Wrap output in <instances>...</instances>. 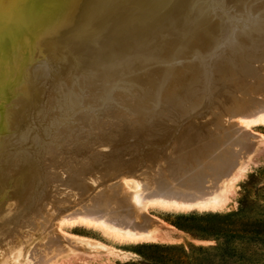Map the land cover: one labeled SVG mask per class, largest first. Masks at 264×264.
Returning <instances> with one entry per match:
<instances>
[{"label":"rangeland","instance_id":"374dc122","mask_svg":"<svg viewBox=\"0 0 264 264\" xmlns=\"http://www.w3.org/2000/svg\"><path fill=\"white\" fill-rule=\"evenodd\" d=\"M128 1L0 13V264H264V0Z\"/></svg>","mask_w":264,"mask_h":264},{"label":"bare ground","instance_id":"6f19581e","mask_svg":"<svg viewBox=\"0 0 264 264\" xmlns=\"http://www.w3.org/2000/svg\"><path fill=\"white\" fill-rule=\"evenodd\" d=\"M50 0H4V2H3V7L2 8H0V13H2L3 11H5L6 9L7 10H9V12H7V14H12V15H10V20L12 19H14V21L13 22H16L15 20H18V22H16V24L18 23L19 24V27H20V29H21V33H20V35L21 36H31V37H35L37 34H43V35H47V34H45V33H47L48 31H51V36H49L50 38L49 39H51V37H52V39L53 38H57L58 37V35H60L61 34V32H63L62 34H64V36H65V34H68V32H66V31H68L69 29H66V28H68V27H73V26H75V19L78 17L77 15H79V14H89L90 15V17H92L91 16V14H94L96 17H97V19L98 20H104V19H106L108 16H110L112 13H115V12H117V11H119V6H118V4H114L112 7H104V2H107V1H109V0H52L51 2H49ZM112 1V0H111ZM131 1H133V0H131ZM205 1V0H204ZM127 2H129L128 0H127ZM41 3H48L47 5H45L44 7L41 5ZM196 5V4H195ZM193 7V6H192ZM132 11V10H131ZM135 11V10H134ZM135 14V13H134ZM3 15V14H2ZM6 15V14H5ZM89 15H87L88 17H89ZM81 16V15H80ZM86 16V17H87ZM0 17H1V14H0ZM7 17V19H9ZM83 17H85V16H83ZM89 17V18H90ZM5 18H6V16H5ZM80 18V17H79ZM1 19H2V17H1ZM81 19H82V16H81ZM4 20H6V19H4ZM4 20H2V23H3V21ZM52 20H56L55 22H52ZM78 20V19H77ZM86 20V19H85ZM138 20V19H137ZM167 20H169V18L167 19ZM8 21V20H7ZM13 22L11 21V23H12V26H13ZM145 22V21H144ZM228 22V21H227ZM2 23L0 22V25H2ZM4 23H5V21H4ZM7 23V22H6ZM77 23H79V22H77ZM184 23V22H183ZM182 23V24H183ZM9 21H8V25H6V28L7 27H11V25L9 26ZM124 24V23H123ZM185 24V23H184ZM215 24H217V23H215ZM4 25V24H3ZM82 25V24H81ZM121 26H122V23L120 24ZM190 25H192V23L190 24ZM84 26V25H83ZM125 26V25H124ZM159 26V25H158ZM157 26V27H158ZM1 27V26H0ZM4 27V26H3ZM14 28H15V23H14V26H13ZM77 27V26H76ZM87 27V26H86ZM5 28V27H4ZM13 28V29H14ZM74 28V27H73ZM153 28V27H152ZM172 28V27H171ZM10 30H12L11 32L13 33V29L12 28H9ZM8 29V31H10ZM17 29V28H16ZM64 29H65V31H64ZM75 29V28H74ZM74 29H73V32H74ZM159 29H160V27H159ZM188 29V28H187ZM7 31V29H3V31ZM52 30H53V32H54V30H63V31H57L58 33L60 32V34H58L57 35V37H53L52 36ZM75 30H77V29H75ZM161 30H162V28H161ZM189 30V29H188ZM187 30V31H188ZM45 31H47V32H45ZM82 31V30H81ZM164 31V30H163ZM170 31V30H169ZM15 32V31H14ZM45 32V33H44ZM56 32V31H55ZM66 32V33H65ZM78 32V31H77ZM181 32V31H180ZM189 32V31H188ZM191 32H192V30H191ZM0 33H1V30H0ZM6 32H4L3 34H5ZM70 33V32H69ZM187 33V32H186ZM190 33V32H189ZM209 33H211V32H209ZM3 34H0V36L2 35L3 36ZM7 34H9V33H7ZM6 34V35H7ZM192 34V33H191ZM239 34V33H238ZM6 35H4L5 37H9V39L11 40V38H10V35H8V36H6ZM13 36H14V40H15V42H16V40L17 39H15V33L14 34H12ZM48 36V35H47ZM62 36V35H61ZM183 36H186V35H183ZM193 36V35H192ZM238 36V35H237ZM41 37V36H40ZM189 37V36H188ZM0 38H2V37H0ZM6 38V39H7ZM13 38V37H12ZM17 38H18V36H17ZM36 38V37H35ZM44 38V37H43ZM196 38V37H195ZM9 39H7V41L5 40V39H2L3 41L5 40L6 41V43L9 41ZM28 39H30L29 37H28ZM18 40H19V38H18ZM41 40V39H40ZM43 40H45V39H42L41 41H43ZM101 40V39H100ZM12 41V40H11ZM10 41V42H11ZM33 41V40H32ZM46 41V40H45ZM45 41H43V43L45 42ZM9 42V43H10ZM56 42V41H55ZM98 42V41H97ZM209 42H210V40H209ZM212 42V41H211ZM6 43H1L0 45H2V44H6ZM17 43V42H16ZM21 42L19 41V44H20ZM30 45H32V44H34L35 42H31V40H30ZM41 42L39 41V43L37 44V43H35V45L37 44V46L40 44ZM213 43V42H212ZM217 43V42H216ZM26 44H28V42L27 43H25V45ZM57 44V43H56ZM107 44V43H106ZM105 44V45H106ZM193 46H194V44L193 43H191ZM7 45V44H6ZM22 46H23V44H21ZM29 45V46H30ZM210 45V44H209ZM12 46V45H11ZM173 46H174V44H173ZM214 46H216V45H214ZM233 46V45H232ZM2 47V46H1ZM25 47H27V45L25 46ZM30 47H32V46H30ZM35 47V46H34ZM198 47V46H197ZM204 47H206V46H204ZM2 48H4V47H2ZM2 48L0 49V50H2ZM10 48V47H9ZM21 48V47H20ZM201 48V47H200ZM8 49V48H7ZM12 49V48H11ZM28 49V48H27ZM36 49V48H35ZM38 49H39V47H38ZM191 49V48H190ZM193 49V48H192ZM13 50V49H12ZM20 50V49H19ZM42 50V49H41ZM173 50H175V49H173ZM179 50V49H178ZM189 50V49H188ZM4 51L5 50H3V51H1L2 53H4ZM9 51V50H8ZM26 51V50H25ZM36 52H37V50H35ZM199 51V50H198ZM6 52V51H5ZM27 52V51H26ZM67 52V51H66ZM176 52H178V51H176ZM182 53H183V51H181ZM192 52V51H191ZM203 52V51H202ZM1 53V54H2ZM9 53V52H8ZM12 53V52H11ZM28 53V52H27ZM35 53V52H34ZM170 53V52H169ZM173 53H174V51H173ZM26 54V53H25ZM25 54L23 55V56H25ZM188 54V53H187ZM5 54H3V56H4ZM28 55V54H27ZM175 55V54H174ZM163 56V55H162ZM165 56V55H164ZM2 57V56H1ZM6 57H7V55H6ZM37 57V56H36ZM159 57V56H158ZM185 57V56H184ZM4 58H5V56H4ZM3 58V62L6 60V59H4ZM8 58V57H7ZM155 58H157V57H155ZM164 58V57H163ZM2 59V58H1ZM1 59H0V61H1ZM10 59V58H9ZM87 59H89V58H87ZM123 59V58H122ZM151 59V58H150ZM153 59H154V57H153ZM18 60V59H17ZM57 60V59H56ZM56 60H54L55 62H56ZM58 60H60L59 59V57H58ZM164 60V59H163ZM171 60V59H170ZM173 60V59H172ZM171 60V61H172ZM145 61V60H144ZM153 61V60H152ZM2 62V61H1ZM2 62V63H3ZM6 62V61H5ZM163 62V61H162ZM169 62V61H168ZM27 63V62H26ZM57 63V62H56ZM146 63V62H145ZM153 63V62H152ZM4 64V63H3ZM3 64H2V66H3ZM9 64V63H8ZM17 64V63H16ZM147 64V63H146ZM7 65V64H6ZM152 65V64H151ZM1 66V67H2ZM6 68V67H5ZM166 68V67H165ZM2 68H0V71H2L1 70ZM75 70V69H74ZM81 70V69H80ZM73 71V70H72ZM87 72V71H86ZM163 72H165V71H163ZM79 73V72H78ZM117 73V72H116ZM150 73H152V72H150ZM149 73V74H150ZM164 74V73H163ZM0 75H1V72H0ZM89 76V75H88ZM4 78V77H3ZM160 78V77H159ZM189 79V78H188ZM180 80V79H179ZM155 81V80H154ZM141 82V81H140ZM178 82V81H177ZM180 82H182V81H180ZM179 84H181V83H179ZM157 85V84H156ZM178 85V84H177ZM147 88H148V90H151V89H153L154 88V83H152V82H150V83H148L147 84ZM141 95V94H140ZM90 124V123H89ZM258 138V140H259V136L257 137ZM142 146V145H141ZM198 152V151H197ZM155 155V154H154ZM216 157V156H215ZM121 161V160H120ZM124 162V161H123ZM122 162V163H123ZM134 162H135V160H134ZM155 162V161H154ZM179 162V161H178ZM139 163H141V162H139ZM183 163V162H182ZM132 164H134V163H132ZM136 164V163H135ZM130 165V164H129ZM131 166V165H130ZM135 166V165H134ZM140 166V165H139ZM176 166V165H175ZM134 168V167H133ZM139 168V167H138ZM174 168V167H173ZM126 170V169H125ZM109 171V170H108ZM184 171V170H183ZM98 172V171H97ZM105 172V171H104ZM99 173V172H98ZM102 176V175H101ZM160 176V175H159ZM159 176H158V178H159ZM234 176V175H233ZM193 179V178H192ZM162 180H164V179H162ZM168 180V179H167ZM179 180V179H178ZM177 180V181H178ZM169 181V180H168ZM24 183V182H23ZM167 183V182H166ZM186 186V185H185ZM174 188V187H173ZM181 188H183V187H181ZM187 188V187H186ZM189 188V187H188ZM175 189V188H174ZM185 190H187V189H185ZM185 190H182V191H185ZM162 191V190H161ZM165 191V190H164ZM153 192V191H152ZM84 193V192H83ZM170 194V193H169ZM172 195V194H171ZM171 197H173V196H171ZM175 197H177V198H181V199H192L193 198V195L191 196V194H190V192H188V193H177L176 195H175ZM223 197V196H222ZM220 198V197H219ZM53 199V198H52ZM196 200V199H195ZM194 200V201H195ZM0 201H1V199H0ZM193 201V202H194ZM56 202V201H55ZM178 202H179V200H178ZM184 202H186V201H184ZM105 203H106V201H105ZM113 203V202H112ZM183 203V202H182ZM46 204V203H45ZM198 205V207H201V208H204V207H208V204H203V205H200L199 203H193V205ZM108 206V205H107ZM214 206H216V205H214ZM219 207H224L223 205H218ZM210 207V206H209ZM107 207L105 206V208L104 209H106ZM43 212V211H42ZM95 212V211H94ZM16 213H17V211H16ZM15 213V214H16ZM37 213V212H36ZM24 214V213H23ZM35 215V214H34ZM37 216V215H36ZM28 218V217H27ZM25 222V221H24ZM136 227V226H135ZM138 228V227H137ZM135 229V228H134ZM141 229H142V227H141ZM149 230V229H148ZM146 231H147V228H146ZM137 232H139V230H137ZM140 234V236H141V238L140 239H143V240H147V241H152V239L150 238L151 237V235L149 234V232H139Z\"/></svg>","mask_w":264,"mask_h":264},{"label":"snow or ice","instance_id":"6c2138e0","mask_svg":"<svg viewBox=\"0 0 264 264\" xmlns=\"http://www.w3.org/2000/svg\"><path fill=\"white\" fill-rule=\"evenodd\" d=\"M3 2H4V0H0V8L3 7Z\"/></svg>","mask_w":264,"mask_h":264},{"label":"trees","instance_id":"16d2710c","mask_svg":"<svg viewBox=\"0 0 264 264\" xmlns=\"http://www.w3.org/2000/svg\"><path fill=\"white\" fill-rule=\"evenodd\" d=\"M244 261H245V262H243V263H240V264H247V262H246V258H244Z\"/></svg>","mask_w":264,"mask_h":264}]
</instances>
